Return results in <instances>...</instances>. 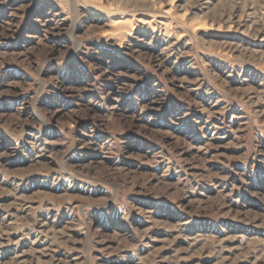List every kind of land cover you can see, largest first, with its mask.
Segmentation results:
<instances>
[{
    "label": "rangeland",
    "instance_id": "374dc122",
    "mask_svg": "<svg viewBox=\"0 0 264 264\" xmlns=\"http://www.w3.org/2000/svg\"><path fill=\"white\" fill-rule=\"evenodd\" d=\"M0 264H264V0H0Z\"/></svg>",
    "mask_w": 264,
    "mask_h": 264
}]
</instances>
